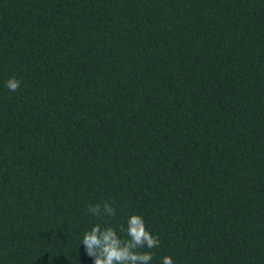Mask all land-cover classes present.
Returning <instances> with one entry per match:
<instances>
[{"label": "trees", "instance_id": "1", "mask_svg": "<svg viewBox=\"0 0 264 264\" xmlns=\"http://www.w3.org/2000/svg\"><path fill=\"white\" fill-rule=\"evenodd\" d=\"M112 198L150 264H264V0H0V264H93Z\"/></svg>", "mask_w": 264, "mask_h": 264}, {"label": "clouds", "instance_id": "2", "mask_svg": "<svg viewBox=\"0 0 264 264\" xmlns=\"http://www.w3.org/2000/svg\"><path fill=\"white\" fill-rule=\"evenodd\" d=\"M20 84L15 76L5 81L11 92L17 91ZM115 202V198L105 199L88 207L87 211L103 223H96L84 232L81 243L86 253L93 257V264H150L152 250L160 246L159 235L149 230L140 214H131L119 230L109 224L104 217L116 215ZM161 264H174L173 258L165 255Z\"/></svg>", "mask_w": 264, "mask_h": 264}]
</instances>
